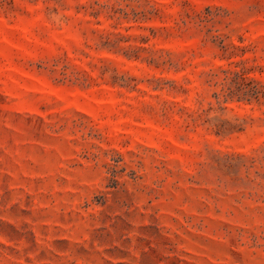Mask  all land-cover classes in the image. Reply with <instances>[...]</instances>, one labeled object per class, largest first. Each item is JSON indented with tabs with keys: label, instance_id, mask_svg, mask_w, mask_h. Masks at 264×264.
Wrapping results in <instances>:
<instances>
[{
	"label": "rangeland",
	"instance_id": "obj_1",
	"mask_svg": "<svg viewBox=\"0 0 264 264\" xmlns=\"http://www.w3.org/2000/svg\"><path fill=\"white\" fill-rule=\"evenodd\" d=\"M0 264H264V0H0Z\"/></svg>",
	"mask_w": 264,
	"mask_h": 264
}]
</instances>
